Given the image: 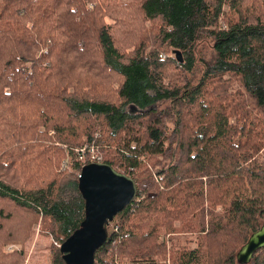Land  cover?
I'll list each match as a JSON object with an SVG mask.
<instances>
[{
    "label": "trees",
    "instance_id": "1",
    "mask_svg": "<svg viewBox=\"0 0 264 264\" xmlns=\"http://www.w3.org/2000/svg\"><path fill=\"white\" fill-rule=\"evenodd\" d=\"M263 126L264 0H0V264H25L35 226L57 245L79 228L91 147L137 186L94 264H241L264 205L235 171ZM195 180L207 202L195 248L132 224L163 217L165 191ZM235 221L245 228L225 229Z\"/></svg>",
    "mask_w": 264,
    "mask_h": 264
},
{
    "label": "water",
    "instance_id": "2",
    "mask_svg": "<svg viewBox=\"0 0 264 264\" xmlns=\"http://www.w3.org/2000/svg\"><path fill=\"white\" fill-rule=\"evenodd\" d=\"M173 53L181 63L180 52ZM78 191L84 201V219L60 245L59 252L64 264H94L97 251L107 240V227L136 199L137 186L132 178L107 164L88 163L78 174ZM262 248L264 224L250 235L236 259L241 264H248L254 253Z\"/></svg>",
    "mask_w": 264,
    "mask_h": 264
},
{
    "label": "rangeland",
    "instance_id": "3",
    "mask_svg": "<svg viewBox=\"0 0 264 264\" xmlns=\"http://www.w3.org/2000/svg\"><path fill=\"white\" fill-rule=\"evenodd\" d=\"M134 1L139 0H118L121 4ZM223 12V20L229 22H235L237 20L236 14L230 12L226 5L223 6ZM225 21H222L223 24H225ZM204 45L208 46L206 43H204ZM260 132L263 136L254 142L257 145L255 151L252 150L253 147L247 148L246 150L251 153L252 162L243 164L242 167L235 172L237 175L244 176L250 193L254 197H258L264 205V126ZM95 157L97 159V157L100 158L101 156L96 152ZM83 160L84 158H82V161ZM89 161L92 162L91 159ZM207 184L208 180H203V189H206ZM193 185V188L188 189L181 183L165 191L166 214L163 217L137 216L133 218L132 224L142 231H147L156 225L161 236L164 232L171 230V245L195 248L198 243V213L201 207L207 206V202L204 197L197 194V191L201 188L199 181L195 180ZM75 194L76 193H71V197ZM217 211L221 212V209L217 207ZM238 221L225 227V229H244L245 226ZM169 222H171V225H169ZM111 228L112 223L109 226V230ZM27 242L28 244L24 246L25 264H51L50 246L52 244L55 245L52 238L40 235L38 227L35 226ZM171 245L169 243V246ZM11 249L12 248H7V250ZM170 256L172 255L170 254Z\"/></svg>",
    "mask_w": 264,
    "mask_h": 264
},
{
    "label": "built area",
    "instance_id": "4",
    "mask_svg": "<svg viewBox=\"0 0 264 264\" xmlns=\"http://www.w3.org/2000/svg\"><path fill=\"white\" fill-rule=\"evenodd\" d=\"M85 149L86 148H83V149H81L80 150V154L81 155H83L84 153H85ZM95 150H94V148L93 147H91V148H89L88 149V154H89V160L91 159V161L92 162H90V163H100V158L99 157H97V159H96V157H95ZM84 156V155H83ZM85 157V156H84ZM56 246H58V248L60 247V245H57L56 243H54Z\"/></svg>",
    "mask_w": 264,
    "mask_h": 264
},
{
    "label": "crops",
    "instance_id": "5",
    "mask_svg": "<svg viewBox=\"0 0 264 264\" xmlns=\"http://www.w3.org/2000/svg\"><path fill=\"white\" fill-rule=\"evenodd\" d=\"M28 244V242L26 243V245Z\"/></svg>",
    "mask_w": 264,
    "mask_h": 264
},
{
    "label": "bare ground",
    "instance_id": "6",
    "mask_svg": "<svg viewBox=\"0 0 264 264\" xmlns=\"http://www.w3.org/2000/svg\"><path fill=\"white\" fill-rule=\"evenodd\" d=\"M120 215V214H119Z\"/></svg>",
    "mask_w": 264,
    "mask_h": 264
}]
</instances>
